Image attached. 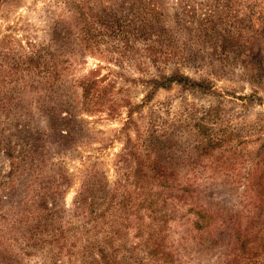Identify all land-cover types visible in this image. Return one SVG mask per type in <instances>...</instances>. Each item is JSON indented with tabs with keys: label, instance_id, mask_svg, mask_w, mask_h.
<instances>
[{
	"label": "rangeland",
	"instance_id": "1",
	"mask_svg": "<svg viewBox=\"0 0 264 264\" xmlns=\"http://www.w3.org/2000/svg\"><path fill=\"white\" fill-rule=\"evenodd\" d=\"M42 49L54 76L29 72ZM159 75L211 88L159 90L132 122L127 107L82 110L89 79L103 103L137 107ZM205 137L225 142L206 152ZM130 141L142 155L151 141L181 184L141 195L127 179L137 162L122 157ZM263 147L264 0H0V264H103L115 227L111 264H137L156 230L177 264H219L217 232L198 231L191 201L257 225L245 180Z\"/></svg>",
	"mask_w": 264,
	"mask_h": 264
},
{
	"label": "trees",
	"instance_id": "2",
	"mask_svg": "<svg viewBox=\"0 0 264 264\" xmlns=\"http://www.w3.org/2000/svg\"><path fill=\"white\" fill-rule=\"evenodd\" d=\"M44 52L46 53L47 51L42 49L38 53L30 55L29 61H31V63L29 66V72L34 75L48 74L49 76H54L59 63L55 60V58L52 61V64L46 63L44 58L45 56L42 54ZM96 74V71H93V75L95 76ZM174 84H188L187 86L197 90H204L207 87H210L206 82L201 83L193 81L181 75H159L157 79H152L147 83V85L150 86V91L144 98L142 104L134 107L130 101L124 102L122 105L116 104V101L114 100L109 101V103H103L104 99L99 95L94 94V90L96 88L100 89V82L95 79H89L83 83L84 98L82 110L91 116L107 112L109 117L113 118L118 115L120 108L127 107L128 119L132 122L133 115L137 109L140 110L144 108L150 101H152L153 97L159 90H169ZM59 112H61V110L56 111L55 114L59 115ZM207 115L210 118L209 122H212L210 126L214 128V116L210 111ZM205 119H207V117ZM68 121V119H63L62 124H68ZM199 136L201 137V135ZM150 142L151 141L148 143V153L146 155L140 154L142 151H140L141 149L138 145L133 144L130 141L128 148L125 149L122 156L129 162L131 158H134L137 162V169L134 172V175L129 172L127 179H133L132 184L138 188L141 195L146 194V192L154 187L165 190L174 189L176 188V184H181L179 179L171 178V175L167 173L168 166L159 162L154 152V145ZM224 142V139H208L206 137L201 139L202 147L206 152H209L216 146H222ZM137 151L139 152V156L136 153ZM260 153V156L264 157V147L261 149ZM129 166H131V162ZM245 188H247L248 191L255 193L254 195L256 201L253 206L256 208V212L255 219L252 222L261 223V216L264 212V164L262 165L260 163L255 175L253 174L250 177L248 176L245 180ZM179 190L184 192V194H188V198H190V200L194 199V197L199 194L195 188L191 187V184H187ZM55 196L56 195L48 196V194H46L42 197V200L45 201L48 197L54 198ZM144 201L145 204H149L148 206L152 204L150 196L144 198ZM191 205L192 207L188 211L196 217L197 221L195 226L198 231L207 230L217 232L213 244L222 245L224 250L219 264H242L240 260H244L246 262L245 264H257L258 261L255 259L259 258L264 262V222L263 224L261 223V225H259V223L257 225L256 223H248L243 227L242 223H237L238 221H235L234 223L231 215L224 213V211H215L207 206H201L198 203L196 204L194 201H191ZM105 216V213L99 214V216L95 218V221L97 223L103 222ZM96 226L101 228V225L99 224H96ZM114 229L115 231L112 230V232L106 234L102 245H100L99 252L101 259L103 260V264H111V257H109L110 250L113 252L117 251L114 247V243L116 242L115 236L119 233V230L117 227ZM160 232L161 230H156V232L150 234V239H156L154 246L151 248L147 245V243L139 245L140 251L141 249L147 250H145V252H141L143 257L137 259V264H177L174 259V252L167 251L164 247L163 242L165 236H163V233Z\"/></svg>",
	"mask_w": 264,
	"mask_h": 264
}]
</instances>
